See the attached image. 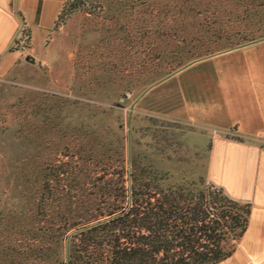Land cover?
Returning <instances> with one entry per match:
<instances>
[{
	"label": "trees",
	"instance_id": "trees-1",
	"mask_svg": "<svg viewBox=\"0 0 264 264\" xmlns=\"http://www.w3.org/2000/svg\"><path fill=\"white\" fill-rule=\"evenodd\" d=\"M68 2L54 30L68 17ZM131 2L125 11L141 6L144 16L133 28L140 40L153 34L162 44L177 43L166 75L193 59L264 38V0ZM124 47V56L133 50L132 42ZM77 131L85 140L71 148L51 139L36 142L43 150L33 163L39 189H21L20 208L0 214V264H218L234 253L250 204L203 178L178 181L135 160L129 188H117L103 179L123 180L119 143L89 141L84 126ZM56 152L69 160L46 156Z\"/></svg>",
	"mask_w": 264,
	"mask_h": 264
},
{
	"label": "rangeland",
	"instance_id": "rangeland-1",
	"mask_svg": "<svg viewBox=\"0 0 264 264\" xmlns=\"http://www.w3.org/2000/svg\"><path fill=\"white\" fill-rule=\"evenodd\" d=\"M131 1L70 0L68 17L55 30L60 0H45L43 5L32 2L34 16L43 11L47 33L35 28L31 34L29 50L35 55V63L27 64L31 75L0 77L11 82L0 81V214L20 208L21 189H39L33 163L43 150H38L36 142L51 139L71 148L85 140L77 131L81 126L91 134L87 140L103 139L121 146L123 180L119 183L117 175L111 174L103 179H112L117 188H129L132 160L178 181H206V131L140 112L134 103L151 86L198 58L166 75L173 60L169 50L177 43L166 39L162 44L153 34L140 40L133 28L144 16L141 6L125 11ZM26 36L27 31L22 32L20 41ZM131 42L133 50L124 56V44ZM125 62L130 67H124ZM177 81L169 80L164 91L158 88L148 98L163 92L168 105L169 88ZM56 155L46 154L69 160ZM112 169L119 167L114 164Z\"/></svg>",
	"mask_w": 264,
	"mask_h": 264
},
{
	"label": "crops",
	"instance_id": "crops-1",
	"mask_svg": "<svg viewBox=\"0 0 264 264\" xmlns=\"http://www.w3.org/2000/svg\"><path fill=\"white\" fill-rule=\"evenodd\" d=\"M32 2L43 5L45 0H0V77L31 75V34L35 28L47 33L43 11L34 16ZM64 2L60 0L56 17ZM24 28L27 47L16 50L13 46ZM173 78L178 81L169 88L168 105L163 92L148 98L158 88L164 91ZM134 103L140 112L206 131L204 178L251 206L247 229L234 253L218 264H264V38L192 62L151 86Z\"/></svg>",
	"mask_w": 264,
	"mask_h": 264
},
{
	"label": "built area",
	"instance_id": "built-area-1",
	"mask_svg": "<svg viewBox=\"0 0 264 264\" xmlns=\"http://www.w3.org/2000/svg\"><path fill=\"white\" fill-rule=\"evenodd\" d=\"M25 40H27V38ZM25 40L24 41L21 40L20 42L16 43L14 46L19 47L20 48L19 50L25 49V47H27V44L24 43ZM0 81H6L7 83H11V82H8L7 80L1 79V78H0Z\"/></svg>",
	"mask_w": 264,
	"mask_h": 264
},
{
	"label": "water",
	"instance_id": "water-1",
	"mask_svg": "<svg viewBox=\"0 0 264 264\" xmlns=\"http://www.w3.org/2000/svg\"><path fill=\"white\" fill-rule=\"evenodd\" d=\"M254 42V41H253ZM249 43H251V42H249ZM249 43H246V44H249ZM246 44H244V45H246ZM207 57H209V56H207ZM204 58H206V57H204ZM201 59H203V58H201ZM201 59H198V60H201ZM198 60H195V61H198ZM195 61H193V62H195ZM192 63V62H191ZM190 64V63H189ZM188 65V64H187ZM186 66V65H185Z\"/></svg>",
	"mask_w": 264,
	"mask_h": 264
}]
</instances>
